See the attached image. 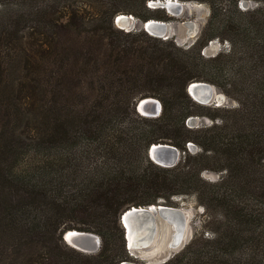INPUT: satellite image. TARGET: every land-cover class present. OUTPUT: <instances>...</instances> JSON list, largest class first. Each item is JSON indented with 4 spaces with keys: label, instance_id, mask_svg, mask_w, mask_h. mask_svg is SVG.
Instances as JSON below:
<instances>
[{
    "label": "trees",
    "instance_id": "16d2710c",
    "mask_svg": "<svg viewBox=\"0 0 264 264\" xmlns=\"http://www.w3.org/2000/svg\"><path fill=\"white\" fill-rule=\"evenodd\" d=\"M147 1L0 0V264H121L131 257L120 214L182 195L205 223L161 264H264V0H200L209 15L187 48L115 26L121 13L170 20ZM215 38L228 48L205 57ZM195 80L238 107L196 103ZM143 97L159 100L157 116L136 111ZM127 110L143 126H111ZM191 115L211 123L189 127ZM152 143L175 146L177 163H153ZM89 146L115 160L86 164ZM203 170L222 175L209 182ZM67 229L98 235V251L67 246Z\"/></svg>",
    "mask_w": 264,
    "mask_h": 264
},
{
    "label": "rangeland",
    "instance_id": "374dc122",
    "mask_svg": "<svg viewBox=\"0 0 264 264\" xmlns=\"http://www.w3.org/2000/svg\"><path fill=\"white\" fill-rule=\"evenodd\" d=\"M152 1L155 2L156 0H152ZM173 1H176L177 3L181 4L182 8L179 13H168L165 9H163L164 12L168 16L171 17L170 20L165 21L169 24L168 37H158L156 35L154 36L150 35L141 27L140 19L135 18L133 15H131L133 16V19H131V21L129 22L131 24V27L133 29H142V31L146 33V35L148 36L156 37L157 39H160V40L171 41L174 45L181 47V48H187L191 46L198 38L200 30L208 18V15H209L208 4L207 2H202L200 0H173ZM138 2L139 1H137V3ZM218 2L221 5L227 4V0H220ZM120 5L121 7L129 8L128 1H122ZM257 5L258 3L255 2L254 0H239L237 2L238 8L242 10L252 8ZM145 6L149 7L148 1L145 3ZM138 11H139V8L137 6V12ZM118 24L122 27L128 26L122 23L121 24L118 23ZM119 25L115 23V26L117 28H119L118 27ZM123 31H127V30L123 29ZM228 45L229 44L226 40H220V39L215 38L207 42L206 46L202 48L201 54H203L205 57H210L224 49H227ZM203 82H206V81H203ZM206 83H209V82H206ZM211 85L213 86V97L217 98L219 96V98L221 99L220 106L238 107L239 104L237 103L235 99L228 97L225 93L219 90L215 85L213 84ZM194 111L198 112V111H204V110H202L201 108H194ZM149 117H154V116H147L146 118H149ZM185 123L189 127H197V126L210 124L211 120L206 116L191 115L186 118ZM111 126L115 128H123V127L129 128V127H134V126H137V127L143 126V123L140 119L138 118L136 119L131 114L130 110H127V112L124 113V115L114 117L111 120ZM89 143L91 142H88L87 145H89ZM88 149H89V152L87 154H85V152L83 153L84 161L86 164L94 165V164L99 163L100 160H105V161L115 160V158L109 152L107 154L105 153V151L97 150L96 148H93V147L88 148ZM188 150L194 153L198 150V148L195 144L192 143V145L188 147ZM180 155H181V152L179 154V157ZM140 159L141 157L137 156L138 162L140 161ZM66 171H68V168L66 166L64 169L60 168L61 173H64ZM201 175L205 180L209 182H214L217 179H219L222 173L216 172V171H210V170H203ZM51 186L53 187H48V189L52 192H56L57 189L61 187L57 183H53V185ZM73 187H74L73 181L71 180V178L66 179L64 188L73 190ZM173 201L175 202V205L173 207H178V208L183 209L187 217L186 224H185V231H184L185 235H184L183 243L175 250L176 252H178L191 239L194 233L198 232L202 228L203 224L205 223L204 221L205 215L203 213L204 212L203 207L197 203L194 196L192 195L177 196L173 198ZM50 214L54 215V212ZM157 222H158L157 230L153 237L152 243L147 248L129 250L131 258L129 260L122 261L121 264H151V262L159 259L160 255L167 248V242L170 238L171 228L166 223H162L161 221H157ZM67 246L72 248V246H70L69 244H67ZM99 246H100V239H99L98 246L96 248L93 247L95 249L92 252H88L87 254L89 253L92 254V253L97 252L99 249Z\"/></svg>",
    "mask_w": 264,
    "mask_h": 264
},
{
    "label": "water",
    "instance_id": "95a60500",
    "mask_svg": "<svg viewBox=\"0 0 264 264\" xmlns=\"http://www.w3.org/2000/svg\"><path fill=\"white\" fill-rule=\"evenodd\" d=\"M155 4L152 8H161L165 9L168 13H179L181 11L182 5L176 3L178 10L170 7V4L167 0H156ZM123 14V13H121ZM127 14L121 15L122 17L114 18V23L117 25L118 22L123 21L127 22L133 17L126 16ZM130 15V14H128ZM168 23L163 20L157 19H147L141 22V27L150 35H156L158 37H168ZM121 29H126L127 31L132 30L131 24H128L127 27L118 26ZM147 28L152 29L157 34H152L149 32ZM186 91L189 96L196 103L201 105H210L214 104L215 106L221 105V99H217L213 97V86L209 83L203 81H192L187 87ZM149 102L156 103L154 108H147L146 104ZM136 111L142 116H157L161 110L160 102L153 97H143L140 98L136 105ZM154 147V148H153ZM173 152V157H167V152ZM149 158L157 165L162 167H172L174 166L178 159L180 151L173 145L167 143H152L148 147L147 150ZM149 219L151 221V225L145 229L144 223ZM186 213L183 209L178 207H173L164 204H151L148 206H131L130 208L123 211L119 216V222L123 227V235L125 239V245L128 250L131 249H143L147 248L153 241V237L157 230V221H161L162 223H166L171 228L170 238L167 242V248L160 255L159 259L151 262V264H161L167 261L170 257H172L176 253V249L183 243L184 235H185V224H186ZM128 227L130 228L128 231ZM178 232L180 234V238L176 240V236L174 233ZM84 231H79L76 229H67L62 233V239L72 246L73 248L84 252H92L99 244V236L92 233L97 238V246L93 249H83L77 246L76 244H72L70 242L71 239L75 240L80 236ZM145 233L147 234L146 240H144ZM128 234L133 235L135 239H137L133 244H129Z\"/></svg>",
    "mask_w": 264,
    "mask_h": 264
},
{
    "label": "bare ground",
    "instance_id": "6f19581e",
    "mask_svg": "<svg viewBox=\"0 0 264 264\" xmlns=\"http://www.w3.org/2000/svg\"><path fill=\"white\" fill-rule=\"evenodd\" d=\"M159 1H161V0H159ZM167 1L169 2L170 7H172L173 9L178 10L180 8L176 4L177 3L176 1H173V0H167ZM121 15H124V14H119V15H117V17H122ZM126 16L128 18H130L129 16H131V15H126ZM131 17H133V16H131ZM130 21L131 20H129L127 22H123L120 20V22H118V23L128 25V24H130L129 23ZM147 29L149 30L150 33L157 34L154 31H152V29H150V28H147ZM168 29H169V25H168ZM217 99H219V96L217 97ZM155 106H156V103H154V102H149L146 104V107L148 109L154 108ZM166 155H167V157H173L174 158V154L171 151L167 152ZM150 225H151V221L149 219H147V221L144 223V228L147 229ZM129 229L130 228L128 227V231H130ZM174 235L176 236V240H178L180 238V234L178 232L174 233ZM146 237H147V234L145 233L144 240H146ZM136 240L137 239H135L133 235L128 234V241H129L130 245L133 244ZM70 242L72 244H76L77 246H79L80 248H83V249H92L93 247L97 246V238L95 235H93L90 232L82 233L80 236H78L77 239H75V240L71 239Z\"/></svg>",
    "mask_w": 264,
    "mask_h": 264
},
{
    "label": "built area",
    "instance_id": "2783aa9c",
    "mask_svg": "<svg viewBox=\"0 0 264 264\" xmlns=\"http://www.w3.org/2000/svg\"><path fill=\"white\" fill-rule=\"evenodd\" d=\"M154 4H155L154 1H152V0H151V1H148V6H149V7H152ZM191 145H192L191 142H188V143H187V147H190Z\"/></svg>",
    "mask_w": 264,
    "mask_h": 264
}]
</instances>
